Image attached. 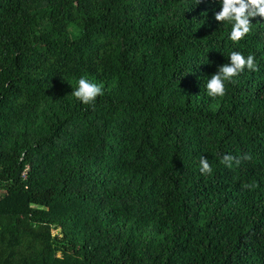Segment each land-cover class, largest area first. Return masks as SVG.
<instances>
[{"label":"trees","instance_id":"trees-1","mask_svg":"<svg viewBox=\"0 0 264 264\" xmlns=\"http://www.w3.org/2000/svg\"><path fill=\"white\" fill-rule=\"evenodd\" d=\"M220 10L0 0V264H264V18L234 42ZM232 51L259 70L208 96Z\"/></svg>","mask_w":264,"mask_h":264},{"label":"clouds","instance_id":"clouds-1","mask_svg":"<svg viewBox=\"0 0 264 264\" xmlns=\"http://www.w3.org/2000/svg\"><path fill=\"white\" fill-rule=\"evenodd\" d=\"M200 0H197L199 3ZM221 10L215 14V20L219 23L230 22V39L238 42L243 39L252 30L251 19L257 16L264 18V0H220ZM229 63L221 65L217 72L211 75L207 80V94L210 97H223L227 92V83H235V77H238L245 69L258 71L259 67L254 55L244 56L239 51H232L229 57ZM102 85L93 83L81 77L78 80V87L71 92L77 100L85 105H94L96 99L103 95ZM250 154H243L241 157H233L231 154H225L221 163L226 167L239 166L241 160L250 161ZM200 172L204 175H210L213 171L212 165L204 156L200 157ZM247 190H254L257 185L255 182L244 184L242 186Z\"/></svg>","mask_w":264,"mask_h":264},{"label":"built area","instance_id":"built-area-1","mask_svg":"<svg viewBox=\"0 0 264 264\" xmlns=\"http://www.w3.org/2000/svg\"><path fill=\"white\" fill-rule=\"evenodd\" d=\"M23 178H24V179H26V176H25V174L23 175Z\"/></svg>","mask_w":264,"mask_h":264}]
</instances>
